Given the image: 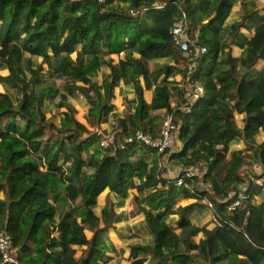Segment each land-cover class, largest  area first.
Masks as SVG:
<instances>
[{
    "label": "trees",
    "instance_id": "1",
    "mask_svg": "<svg viewBox=\"0 0 264 264\" xmlns=\"http://www.w3.org/2000/svg\"><path fill=\"white\" fill-rule=\"evenodd\" d=\"M236 6L239 18L231 19ZM183 13L185 53L170 33ZM262 58L259 0H0L7 88L0 91V232L9 234L14 260L0 254V264H108L115 245L105 235L124 219L114 198L131 196L151 238L129 235L131 264H264V191L246 176V167L264 168V141L256 139L264 136V68L250 75ZM103 67L108 78L94 80ZM121 82L134 92L124 98L132 111L116 107ZM195 84L204 95L192 102ZM72 97L86 101L88 124ZM165 114L175 124L165 160L155 147L127 141L137 131L159 137ZM103 123L114 134L107 147L94 131ZM239 139L245 148L234 150ZM243 187L249 199L230 211ZM204 212L221 226L191 221ZM170 215L178 216L174 224ZM75 246H85L77 258Z\"/></svg>",
    "mask_w": 264,
    "mask_h": 264
},
{
    "label": "rangeland",
    "instance_id": "2",
    "mask_svg": "<svg viewBox=\"0 0 264 264\" xmlns=\"http://www.w3.org/2000/svg\"><path fill=\"white\" fill-rule=\"evenodd\" d=\"M238 13H239V10H234L233 16L235 17L236 14H238ZM114 57L117 60V57L116 56H114ZM31 60H32V62H34V64H38L41 61V59L39 57H36V56H33ZM13 63L15 64L16 67L22 68V63H21L20 59L15 60ZM103 68H106V67H103ZM0 70H1V72L3 74H6V71L4 70L3 67H0ZM107 75H108V73H106L105 71H102V70L97 71L94 74V80L102 81L105 78H108ZM177 78H180V75H177ZM6 89L7 88L4 85L0 86V91H5ZM145 96H146V98L148 100H150V95H148L147 92L145 93ZM80 99L81 98L72 97L70 102H71V104H73L76 107V109L78 111L77 112V117L82 122L88 124L87 118H86V112H87L88 106L84 102L85 101L84 99L83 100L82 99L80 100ZM149 104H150V101H149ZM51 114L52 113H50V112L48 113L49 116ZM100 129L103 130L105 134H109L110 129L107 127V123H103L100 126ZM256 138H257V140L261 139V137L258 136V135H256ZM234 146H235V144L232 145V148ZM234 148L237 149L236 146ZM246 169H248L246 171L247 172L249 171L248 172L249 174L251 172H253L252 175H250V176H249L248 173L247 174L245 173L246 176L248 175V178L251 179V180H252V177H258V174H260V170H258L256 164H253L250 167H246ZM169 171L173 175L176 174V170L173 167H170ZM131 192L135 193L136 191L134 189ZM263 195H264V192H263ZM263 195L257 197L256 199L261 201ZM131 197H129L127 200H125L122 203L114 198V200L116 201V204H117L116 205L117 206L116 209H117L118 212L122 213V218H124V219L119 223L117 230L111 231V232H109V233H107L105 235L107 242H111L110 240L112 238H114L115 239V244H116L115 249L112 250L111 252H109L108 255H107L108 256L107 257L108 258L107 259L108 260V264H118V263H120V264H131L132 260L129 258L130 257V251L128 253H126L127 257H125V256H123L121 254V249H125L126 247L128 248V246H129V241L128 240H130V239H128V237H129V235L131 233L134 232V234H136L138 236V238H136L134 240L135 242L136 241L137 242H146L147 240H149V235L147 233L146 226L144 225L142 219L141 218L140 219H136V217H131V215L128 216L129 212H132L134 214V208H135V204L132 202V198ZM105 202H106V199H105L104 195L100 196L99 199H98V205H97V209H96L98 213H100L101 208L104 206ZM182 203L183 204H187V203H189V201L188 200H186V201L183 200ZM134 216H136V215L134 214ZM212 217H213V215L210 214V217H209L210 219L208 218L209 219L208 223L209 224L211 223V225H212L211 227H213ZM131 218H134V220L131 221L130 220ZM177 219H178L177 216H170V217H168V222L174 224ZM202 219H203V217L200 219L199 217L194 216L192 220L194 222H196V223H199V222L201 223ZM136 220H138V222H136ZM131 231H133V232H131ZM86 234H87L88 237L91 236V232L88 231V230L86 231ZM195 239L198 241L199 237L197 236ZM84 248H85V246H76L77 253L75 255V258H77L81 254V252H82V250ZM112 259H115V261H112Z\"/></svg>",
    "mask_w": 264,
    "mask_h": 264
},
{
    "label": "built area",
    "instance_id": "3",
    "mask_svg": "<svg viewBox=\"0 0 264 264\" xmlns=\"http://www.w3.org/2000/svg\"><path fill=\"white\" fill-rule=\"evenodd\" d=\"M187 27H188V21L186 19V14L183 13L182 17L174 23V25L171 27L170 30V33L175 41V44L179 47L180 51L183 53L189 51L191 44V37L188 34ZM205 52H206V48L202 47L200 49V53H205ZM203 95H204V87L202 85L195 84V85H191L188 88L187 96L188 99L192 102L199 99ZM174 129H175V124L173 122L172 115L165 114L164 121L160 129L159 137L155 138L150 134L144 133L143 131H137L134 135L127 138V141L128 142L134 141L140 144L143 143V144L151 145L157 149L159 155H163L161 158L165 160V157L167 156V149L171 147L173 142ZM94 131L98 133H104L103 130H101L100 128H95ZM113 139H114L113 133L105 134L101 140V145L107 147ZM255 164L257 165L258 170H260V174H258V177H252V182L258 187H261L264 191V168L259 163H255ZM193 174L194 173L191 171L187 173L189 177H192ZM181 183L182 181H179V184ZM256 198L257 197L255 196L254 199ZM247 199H249V195L247 194L246 188L243 187L241 189V192L237 194V198L235 199L233 204L229 207V210L232 211L235 210L236 208H239L243 203V201ZM212 222H213L212 223L213 227L221 226V222L215 216L212 217ZM9 248H10V236L6 231H1L0 254L2 255L5 261L14 262Z\"/></svg>",
    "mask_w": 264,
    "mask_h": 264
},
{
    "label": "crops",
    "instance_id": "4",
    "mask_svg": "<svg viewBox=\"0 0 264 264\" xmlns=\"http://www.w3.org/2000/svg\"><path fill=\"white\" fill-rule=\"evenodd\" d=\"M259 1H261L262 3H264V0H259ZM235 10H239L240 11V7L239 6H236L235 7ZM239 14H240V12H239ZM239 14H236V16H235V18H239ZM233 15V14H232ZM232 18H234V16L232 17L231 16V19ZM234 18V19H235ZM261 14H259L257 17H254L253 19H251V20H249L247 23H246V27L245 28H243L242 30H241V33H240V39H239V42L241 41H247L249 38H250V36L252 35V32H253V30H254V27H255V25L257 24V23H259L260 21H261ZM232 53H233V55L234 56H240L241 55V53H242V48H241V46H238V45H235V46H233L232 47ZM264 68V58H262V59H260L258 62H257V64L255 65V67L250 71V75L252 76V77H256L257 75H258V73L260 72V71H262V69ZM102 71H105L106 73H108V69L107 68H102ZM181 79V77L180 78H177V80H180ZM147 93H148V95H150V100H148L147 98V102H151V100H152V91H146ZM128 97L129 99H132L133 97H134V92H133V90H132V88L131 87H129V86H125L124 85V83L123 82H121L120 83V85H119V87H118V89H117V98L115 99V104H116V107H117V109L119 110V111H122V110H128V111H132V109L130 108V106H128L127 104V102L125 101V97ZM81 100V99H80ZM83 100V99H82ZM85 103H86V101H84ZM84 104V103H83ZM121 109V110H120ZM243 118H244V116L243 115H239V114H237V113H235V121H236V123H237V125L239 126V127H242V125H243ZM107 127L109 128V126H108V124H107ZM258 136H260L261 137V139L260 140H257L258 142H263L264 141V136L262 135V134H259ZM257 139V138H256ZM176 143V146H178L179 145V143H178V141H176L175 142ZM235 146H236V148L237 149H244L245 148V143H244V141L243 140H237L235 143ZM234 146V147H235ZM233 147V149L234 150H237V149H235ZM257 201H259V200H257ZM102 209V208H101ZM131 215V217H136V219H142V221H143V223H144V225L146 226V230H147V233L149 232V228H148V226H147V224H146V222H145V220H144V216L143 215H137V216H134V214L132 213V212H129V215L128 216H130ZM170 216H177V215H170ZM169 216V217H170ZM195 216H197V217H199L200 219L203 217V219L201 220L202 222L200 223H198V224H200V225H203V224H208V227L209 228H213V227H211L212 225H211V223L209 224L208 222H209V217H210V213L209 212H204V213H202V214H200V215H195ZM178 217V216H177ZM193 217H194V215H192L191 217H190V219H191V221H193L192 219H193ZM209 218V219H208ZM131 221L132 220H134V218H131L130 219ZM136 222H138V220H136ZM117 230V229H116ZM131 232H133V231H131ZM134 233V232H133ZM149 235V234H148ZM200 237V236H199ZM125 240V239H124ZM115 246H116V244H115V239L114 238H112L111 240H110ZM151 241V238L149 237V240H147V242H150ZM75 248H76V246H75ZM120 251V250H119ZM129 252V250H128V248L125 250V251H123V249H121V254L123 255V256H125V257H127V255H126V253H128ZM112 261H115V259H112Z\"/></svg>",
    "mask_w": 264,
    "mask_h": 264
}]
</instances>
